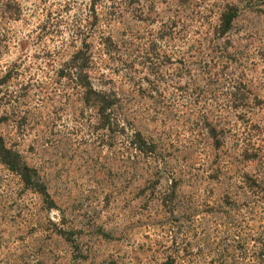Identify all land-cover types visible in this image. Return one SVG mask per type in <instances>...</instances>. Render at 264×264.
Returning <instances> with one entry per match:
<instances>
[{"label": "rangeland", "instance_id": "rangeland-1", "mask_svg": "<svg viewBox=\"0 0 264 264\" xmlns=\"http://www.w3.org/2000/svg\"><path fill=\"white\" fill-rule=\"evenodd\" d=\"M19 3L0 137L32 180L0 161V264H264V0Z\"/></svg>", "mask_w": 264, "mask_h": 264}, {"label": "trees", "instance_id": "trees-1", "mask_svg": "<svg viewBox=\"0 0 264 264\" xmlns=\"http://www.w3.org/2000/svg\"><path fill=\"white\" fill-rule=\"evenodd\" d=\"M19 1L20 0H0V27L5 24V20H15L18 18L17 16L21 10ZM233 18V13H229L228 11L224 10L218 18V22L216 24L218 31H220V33H224L230 27ZM88 63L89 57L87 52H83L82 50L75 51V53H73V55L70 57L68 63L65 65V68L69 71L67 76L74 80L75 85L80 88L82 99H89L94 101L95 104H98L97 113L103 115L104 113L106 114V111L109 109L115 111L117 106L116 94L111 92L105 93L104 91L93 88L87 69ZM134 140L140 144H144L145 142L141 133L137 130L131 134L130 142H134ZM141 148L143 147H137L136 149L139 151H144V149ZM152 150L153 148L151 146L147 151ZM0 161L5 163L12 170L18 172L27 183L32 180V177H30L28 174V169H25L26 167L20 162L18 154L6 147L3 138L1 137ZM36 183H39L38 179H35V184Z\"/></svg>", "mask_w": 264, "mask_h": 264}]
</instances>
